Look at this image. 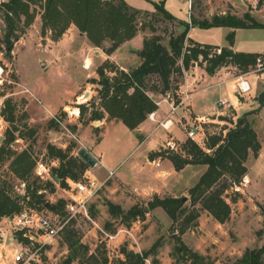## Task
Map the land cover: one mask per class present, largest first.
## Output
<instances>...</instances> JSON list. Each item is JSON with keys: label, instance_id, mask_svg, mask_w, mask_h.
<instances>
[{"label": "rangeland", "instance_id": "rangeland-1", "mask_svg": "<svg viewBox=\"0 0 264 264\" xmlns=\"http://www.w3.org/2000/svg\"><path fill=\"white\" fill-rule=\"evenodd\" d=\"M126 1L131 7L140 10V24H154L157 28L156 33L162 36V43L165 46H168V41L173 33L179 34L184 30L183 25L166 20L161 14L153 17L151 14L156 9L150 0ZM153 1H164L168 11L178 19L187 22L191 20V13L199 19H205L208 16L211 19L212 13L223 10L236 15L244 14L245 11L249 10L259 20H264V0L262 3L260 0ZM41 25V16L38 14L33 24L20 33V38L15 41L9 56L3 43L5 22L3 15L0 14V105L4 106L5 99H12L16 105L15 113L18 118L15 125L21 131H16L17 139L12 146L18 150L29 148L37 159L34 177L29 182L36 177L44 181L54 177L51 174V169L59 165V160L48 155L47 144L52 143L63 148L69 144H75L72 155L77 158L78 179L96 177L104 181V185L90 202V218L79 214L68 219L67 210H64L66 213L61 214L54 213L47 208H35L43 215H57L61 220L68 221L64 224L57 238L45 243L36 253L35 259L28 264H93L91 255L100 260L106 258L108 264H115L119 258H124L121 253L122 247L140 253L150 249L159 239V246L154 254L149 256L146 261L147 264H151L153 257L158 260L159 264H191V260H182L175 254V235L178 234L177 227H180L181 224L170 229L172 219L162 208L158 207L152 211H147L144 219L139 218L132 222H124L120 215L111 214L109 206L111 203L127 211L134 204L146 205L155 194H158V192L153 193V189L148 194L146 191L150 189L151 185L160 184L161 178L155 174L159 166L156 163L148 164L147 158L141 157V152L151 149L155 145L157 151L167 149V140L175 142L178 151H181L182 144L188 139L185 127H189L196 120L191 115L190 106H187L189 102L181 106L187 113V118L175 117L177 126H171L169 130L166 129L167 131L160 129L155 137L140 145L135 154L132 151L140 142V134L137 135L120 120L110 125V132L106 136L102 149L107 153L108 161L114 165L120 164L123 159L128 157L126 164L120 165L123 166L120 176L124 177L130 187L125 185V182H121L117 176L109 177V172L101 164L95 167L84 165V161L78 156V150L85 146L84 144L89 145L91 150L96 148V144L103 133V127H101L103 119L88 124L83 123L79 112L77 113L74 108L78 107L77 104L87 103L97 95V85L93 84L91 80L98 78L97 68L105 61L104 57L109 59L110 55L106 54L104 49L110 45V41L106 40L102 47H97L74 26H71L60 39L53 40L50 31L42 33ZM254 30L256 32H250L252 37L263 36L258 33L260 29ZM228 31V27L225 26L210 28L195 26L191 29V36L193 40L206 44H226ZM139 33V39L141 37L145 39L153 34L149 26L140 30ZM136 44L132 46L133 56H129L127 46L116 55L124 65L133 64L134 59L142 61L138 54L143 48L142 43L136 42ZM215 49L213 52H216ZM136 53L137 56H135ZM260 56L263 62L261 67L252 66L248 71H242L232 64H227L216 70V72H220L217 79L222 77L233 78L241 72L248 73L254 90L241 99L247 102L245 106L247 111L242 112L243 105L241 102L228 113L217 114L215 117H203L209 118L211 121L204 126L206 136L209 138L212 135L225 136L228 130L236 125L241 115L252 111L248 117L253 122L262 145L258 157H255L253 153L249 154L246 163L248 174L242 182L225 193L232 208L230 219L225 223H220L207 210L201 209L200 204H197L196 208L200 209V215L195 222L196 225L181 235L189 248L204 256L205 262L203 264H236L246 250L257 249L264 243V214L261 210V206L264 204V107L260 109L258 103V95L264 84L260 79L264 73V54ZM87 57L91 60L89 68L85 67ZM199 61L203 64L192 63L194 65H191L190 69L186 71L187 75L185 73L182 77L175 75L173 83L179 81V89L173 87L171 92L164 96L171 102V105L175 103L178 97L180 98L182 95L180 90L184 88L187 76L188 82L193 85L191 90L194 92L211 85L193 97L192 102L196 109L208 111L213 107V109L218 110L220 98H231L227 93L223 96L219 85H214V82L205 80L206 70H204V66L207 62L203 61L202 56H200ZM154 77L156 76H153L152 79H156ZM203 79L206 82L204 85L202 84ZM87 91L89 95L85 97L84 94ZM82 94L83 96H80ZM150 95L154 99L163 96L154 92H150ZM73 99L76 102H73ZM156 101L160 100L157 99ZM231 101L233 100L231 99ZM171 105L163 103L162 109H171ZM55 108L58 109L50 112ZM90 111L91 108L85 117H89ZM51 120L58 124V128L50 125ZM90 124L91 128L86 127ZM10 125L7 123L6 128L0 130V143L3 140L1 137L4 138L5 131ZM29 127L35 129L33 136H30L27 131ZM160 133L161 136H159ZM201 135H199V139H201ZM40 163L49 169V174H45V179L38 176L36 172ZM205 168V165L199 164L179 170L176 174L165 179V183L172 189L158 195L161 197L168 195L181 197L185 201V205L191 207L190 188L185 189V187L195 185L205 172ZM0 179L7 182L10 194L25 195L24 182L15 177L9 170L8 162L0 164ZM52 180L57 183L56 191L53 193L46 192V199L50 202H57L60 198L70 201L71 189L63 188L58 184V181ZM138 190L141 194L143 193V196L137 195ZM25 208L30 207L25 204ZM9 218L11 217L0 219V233L1 231L9 233L14 230ZM69 240L77 241L76 251L69 246ZM1 243L8 248L1 260L10 262L12 249L16 246V239H13V234H11L9 239L0 240ZM0 256L2 255L0 254Z\"/></svg>", "mask_w": 264, "mask_h": 264}, {"label": "trees", "instance_id": "trees-1", "mask_svg": "<svg viewBox=\"0 0 264 264\" xmlns=\"http://www.w3.org/2000/svg\"><path fill=\"white\" fill-rule=\"evenodd\" d=\"M263 0H260L262 3ZM156 11L153 17L161 14L166 20L175 21L184 26L179 34H172L168 41L169 54L164 56L160 63L156 62L163 47L162 36L157 34L154 24L139 23L140 10L131 7L126 0H5L0 1V14L5 22L3 43L6 53L10 56L14 43L20 38V33L33 24L38 14L41 16L42 33L48 31L53 40L60 39L67 30L75 25L77 29L97 47H102L106 40L110 45L104 49L105 53L112 54L121 44L135 37L138 32L147 26L153 34L146 37L143 48L139 51L142 62L135 68L126 70L110 59H106L98 68V78L91 80L97 85V95L87 103L77 104L75 107L83 123L102 120L108 114L109 119L122 121L130 130H135L150 114L158 109L157 101L150 92L162 95L171 92L173 87L179 89L178 82L173 83L175 75L182 77L183 68L189 70L191 65L203 64L199 61L202 56L206 61L204 66L208 74H214L224 65L232 64L242 71H248L256 65V60L262 53L236 52L230 46L234 42V32L228 34L230 46H222L221 53L213 52L218 45L200 43L188 37L191 27L204 28L228 26L232 28H263L264 23L259 22L247 10L238 16L227 12L215 14L211 19H199L191 13L190 22L178 19L168 11L164 1L150 0ZM149 14V12H146ZM213 54L211 57L209 55ZM182 61V64L180 63ZM153 76H156L152 79ZM80 96H83L80 95ZM79 96V98H80ZM180 98L176 100L178 103ZM91 108L89 117H85ZM16 105L12 99L4 100L2 115L11 124L5 131V136L0 143V164L8 162L9 170L25 184V195H12L8 191L7 182L0 179V219L14 217L25 208H47L54 213H66L67 200L60 198L57 202L46 199V192H55L57 183L52 179L41 180L34 177V168L37 159L29 148L18 150L12 146L17 139L15 125ZM252 111L241 115L234 127H231L225 136L212 135L208 138L210 151L200 146L195 140L188 138L182 144L181 151L170 148L152 151L150 160L168 158L177 170L188 164H204L207 169L198 182L190 187L189 194L191 207L185 205L181 197L164 196L155 194L146 205L134 204L127 211L109 203L111 214L120 215L124 222L144 219L148 211L162 208L172 219L170 229L177 227L175 236V254L182 260H191V264H203L204 256L191 249L184 242L183 235L189 228L196 225L201 209L207 210L218 222L225 223L231 217L232 208L226 199L225 193L232 187H237L248 174L247 159L250 153L258 157L261 150V141L258 133L249 119ZM50 125L58 128L53 120ZM30 136L35 134V129L29 127ZM21 132V131H19ZM22 134V133H21ZM75 144L66 148L48 143V155L59 160V165L51 169L52 176L58 177V184L66 188L67 179L78 180L77 158L72 155ZM84 165L88 166L86 162ZM264 214V204L261 206ZM20 238L22 236L20 235ZM28 241V239H26ZM69 246L76 251V242L69 240ZM160 239L150 249L135 252L122 247L124 258H119L115 264H147V259L159 246ZM93 264H108V259H97L91 255ZM151 264H159L153 257ZM236 264H264V243L257 249L246 250Z\"/></svg>", "mask_w": 264, "mask_h": 264}, {"label": "built area", "instance_id": "built-area-1", "mask_svg": "<svg viewBox=\"0 0 264 264\" xmlns=\"http://www.w3.org/2000/svg\"><path fill=\"white\" fill-rule=\"evenodd\" d=\"M5 1V0H0ZM219 54L221 53V48L215 49ZM182 64V61H180ZM263 62L261 56L259 55L256 60V67H261ZM187 70L183 68V73L187 75ZM233 82L234 97L237 99L235 103L231 99L220 98L218 101L219 114L228 113L230 110H234L236 105L241 103L246 95H249L253 91V84L250 82L248 73L241 72L231 78ZM193 85L188 82L187 76L185 78L184 88L181 89L180 101L178 103H173L170 109V115H174L176 110L186 104L192 97L194 91L191 90ZM28 91V90H27ZM189 106V104L187 105ZM192 115V111H191ZM149 117L154 120V113L150 114ZM196 119L192 125L185 127L186 135L198 142L200 146L210 151L208 144V136H206L205 124L211 122L203 117L196 116ZM7 121L2 115V106L0 105V130L6 128ZM159 125L165 129H170L173 125V119L168 117L165 121H159ZM202 134L201 139L199 135ZM167 148L178 151V147L175 142L167 141ZM48 168L44 164H38L36 170L38 176L45 179V174L48 173ZM114 174V171H109V177ZM51 179H54L52 177ZM68 186L67 189H71V200L67 201L66 210L69 213V218L76 217L82 214L85 217L89 216V205L92 198L104 185V181L99 180L96 177H87L85 179L73 180L67 179ZM25 185V184H23ZM14 230L9 233L1 231L0 240H6L8 236L13 234L16 239V246L12 249L11 261L6 262L4 259L0 260V264H28L31 260L35 259L36 253L44 246L45 243L51 242L59 235L60 231L64 227V224L68 221L61 220L57 215L47 216L43 215L39 210L35 208H24L22 212L16 214L14 217L9 218ZM64 221V222H63ZM63 222V223H62ZM20 235L22 238H20ZM28 239V241L26 240ZM5 251L1 257H4Z\"/></svg>", "mask_w": 264, "mask_h": 264}, {"label": "crops", "instance_id": "crops-1", "mask_svg": "<svg viewBox=\"0 0 264 264\" xmlns=\"http://www.w3.org/2000/svg\"><path fill=\"white\" fill-rule=\"evenodd\" d=\"M189 8H190V6H189ZM224 13H227V10H223V11L218 12V13H212V16L215 15V14H224ZM251 14L255 17L256 20H258L261 23H264V20H259L253 12H251ZM238 16H242V14H240ZM207 18L210 19L209 16ZM72 26H74V28H77L75 25H72ZM225 27H228V26H225ZM192 28L193 27H191L189 32H188V37H190V38H192V36H191V29ZM228 29H229V31H228L229 33L230 32H234V42H233L232 46H230L228 41H227L226 44H215V43H211V44L218 45V46H230L236 52H253V53H262V52H264V27L263 28H235V29L232 28V27H228ZM254 29H260L258 31V33H259V35H263V36L262 37H256V38L252 37L250 32H256ZM83 35L85 36V34H83ZM139 35H140V33L137 34L132 39L124 42L123 44H121L112 54H110L109 59L114 61L121 68L126 69V70L135 68L138 65H140L142 61L140 59H138V60L134 59V63L133 64H131L129 66H126L118 59V56H116L121 51V49L126 47V46L128 47L127 51H128L129 56H133L134 55V52L132 51L133 44H136V42H141L142 46H143L144 37H141L139 39ZM246 35H248V36H246ZM200 43H202V42H200ZM137 55L138 54L136 53L135 56H137ZM104 58L106 60V58H108V57H104ZM218 73L220 74V72H216L214 74H208L205 71V74H204L205 77L204 78H205V80L207 79V80H210L211 82H214V85H219L221 87L220 90L222 91L223 96H224V94L227 93V95L230 96V98L233 100L232 102L235 103L236 99L234 97V90H233V86H232L233 82L231 81V78L228 79V78L222 77V78L217 79V76L219 75ZM216 79H217V81H215ZM260 79L264 82V73L260 76ZM204 83L206 84V82L203 79L202 80V84L204 85ZM210 86H205V87L195 91L192 94L191 99L189 101H187V102H189L188 104H189V106L191 108L193 117H196V116H198V117H209V116L215 117L217 114H219V112H218L219 109L218 110L216 108L213 109V107L211 108V110H208V111L198 110V109H196V107L194 106V104L192 102V99H193L194 96L198 95V93L200 91L208 89ZM253 87H254V85H253ZM263 87H264V84H263ZM263 87H262V89H263ZM157 99L160 100V101H157V103L159 102L158 103V106H159L158 109L155 112H153L154 113V120L151 119L150 117H148L144 122H142L139 125V127L137 129L132 130L137 135L140 134V136H141L139 144L132 151L133 154H135L137 152L136 150H137V148L140 145L146 143L152 137H155L156 133L160 129L166 130L162 126H159V121H165L168 117H171L173 119V125L172 126L174 127V126H177L176 123H175V120H174L175 117H179V118L180 117L182 118V116L186 117V118L188 117L186 115L187 113L184 111V109L181 106L176 110L174 115H170V109L169 108L162 109V104L163 103H167V104L171 105V102L167 99V97H165L163 95L161 98H157ZM157 99H155V100H157ZM73 102H76V101L73 99ZM187 102H186V104H187ZM241 104L243 105L242 106V112L247 111V108L245 107L247 102L242 101ZM237 106L238 105H236V107ZM58 108H55V109H52V110L49 109V110H50V112H52V111H56V109H58ZM118 121L119 120H117V119H109L108 118V114H106L105 118H103V121L101 122V124H102L101 127H103V133H102V135L100 137V140L96 144V148L91 150V148H89V145H87V144H84L85 145L84 147H86L97 158V160H98L97 165L101 164L103 167L106 168V170L108 172L109 171H114L113 175L117 176V178L119 180H121V182L122 181L125 182L124 184L130 187V185L124 180V177L120 176L121 175L120 171L123 168V166H120V165H122L123 163L126 164V162L128 160L127 159L128 157L123 159L120 162V164L114 165L113 163L108 161L107 153L104 152V150L102 149V145L105 142L106 136L110 132V125L114 124V123H116ZM90 126H91V124L86 126V127H90ZM159 136H161V133H160ZM167 141H169V140H167ZM153 150L156 151V145L153 148H151V149L143 150L141 152V157H143L144 159L147 158V163L149 162L148 164L156 163L157 166H159V169L156 171L155 174H156V176L158 178L160 177L161 179H160V184L151 185L150 189L147 190L146 193L147 194L150 193V191L153 189V193L154 192L155 193L158 192V194H161V192H167V190L172 189L171 186H169V185H167L165 183V179L168 178V177H171L174 174H176V172H178L179 170H177L175 168V165L173 164V162L171 160H169L168 158H164V159L157 158V159H155L153 161L150 160L149 153H151ZM132 153H131V155H133ZM197 165H199V164H197ZM202 165H204V164H202ZM192 166H196V165L188 164L184 168H182L181 170H184V169L192 167ZM205 167H206L205 168V170H206L207 169V165H205ZM189 188H190L189 186L185 187V189H189ZM171 193H174V192H171ZM137 195L138 196H143V193L141 194L140 191L138 190ZM7 238L9 239L10 236H8ZM0 245H1L0 254L2 255L4 251H5V253L7 252L8 248H6L5 245L2 244V243ZM0 260H1V256H0Z\"/></svg>", "mask_w": 264, "mask_h": 264}, {"label": "water", "instance_id": "water-1", "mask_svg": "<svg viewBox=\"0 0 264 264\" xmlns=\"http://www.w3.org/2000/svg\"><path fill=\"white\" fill-rule=\"evenodd\" d=\"M169 54V49L164 46L161 53L158 55L156 62L160 63L162 58L166 55ZM85 97H87L89 95V92H85ZM258 103H259V108H263L264 107V87L262 89V91L259 93L258 95ZM3 138L1 137V140ZM78 156L84 161L86 162L90 167H95L98 163L97 158L84 146L80 147L78 150ZM54 179L56 181H58V177L54 176ZM185 198V197H184ZM146 210L148 211V209L146 208ZM13 239H15V236H13Z\"/></svg>", "mask_w": 264, "mask_h": 264}, {"label": "bare ground", "instance_id": "bare-ground-1", "mask_svg": "<svg viewBox=\"0 0 264 264\" xmlns=\"http://www.w3.org/2000/svg\"><path fill=\"white\" fill-rule=\"evenodd\" d=\"M86 68H89L90 67V65H91V60H90V58L89 57H87L86 58ZM0 73H1V69H0ZM74 113H76V110H74ZM77 113H78V111H77Z\"/></svg>", "mask_w": 264, "mask_h": 264}]
</instances>
